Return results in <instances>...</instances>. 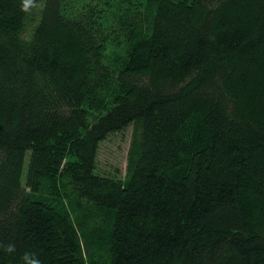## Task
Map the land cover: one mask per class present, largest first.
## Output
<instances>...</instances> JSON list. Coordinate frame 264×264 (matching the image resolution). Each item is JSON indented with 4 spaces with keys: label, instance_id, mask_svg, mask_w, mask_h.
<instances>
[{
    "label": "trees",
    "instance_id": "1",
    "mask_svg": "<svg viewBox=\"0 0 264 264\" xmlns=\"http://www.w3.org/2000/svg\"><path fill=\"white\" fill-rule=\"evenodd\" d=\"M24 4L0 0V264H264V0Z\"/></svg>",
    "mask_w": 264,
    "mask_h": 264
},
{
    "label": "rangeland",
    "instance_id": "2",
    "mask_svg": "<svg viewBox=\"0 0 264 264\" xmlns=\"http://www.w3.org/2000/svg\"><path fill=\"white\" fill-rule=\"evenodd\" d=\"M132 129L111 135L100 144L97 169L101 175L124 176L131 143Z\"/></svg>",
    "mask_w": 264,
    "mask_h": 264
},
{
    "label": "clouds",
    "instance_id": "3",
    "mask_svg": "<svg viewBox=\"0 0 264 264\" xmlns=\"http://www.w3.org/2000/svg\"><path fill=\"white\" fill-rule=\"evenodd\" d=\"M31 0H25L24 4V10H27V8L30 6ZM3 251L6 254H13L15 252V246L12 244L7 245L5 248H3ZM26 264H40V261L35 258L34 255H30L28 253L25 254L24 257Z\"/></svg>",
    "mask_w": 264,
    "mask_h": 264
}]
</instances>
